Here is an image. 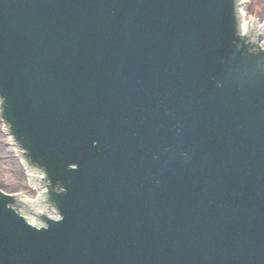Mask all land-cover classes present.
I'll return each instance as SVG.
<instances>
[{"label": "water", "instance_id": "95a60500", "mask_svg": "<svg viewBox=\"0 0 264 264\" xmlns=\"http://www.w3.org/2000/svg\"><path fill=\"white\" fill-rule=\"evenodd\" d=\"M243 5L0 0V116L43 194L0 189V264H264Z\"/></svg>", "mask_w": 264, "mask_h": 264}, {"label": "rangeland", "instance_id": "374dc122", "mask_svg": "<svg viewBox=\"0 0 264 264\" xmlns=\"http://www.w3.org/2000/svg\"><path fill=\"white\" fill-rule=\"evenodd\" d=\"M243 13L246 21L254 19L260 23L264 20V0H245ZM4 129L5 124L0 116V189L6 193L22 192L33 199L40 190L31 184L27 169Z\"/></svg>", "mask_w": 264, "mask_h": 264}, {"label": "bare ground", "instance_id": "6f19581e", "mask_svg": "<svg viewBox=\"0 0 264 264\" xmlns=\"http://www.w3.org/2000/svg\"><path fill=\"white\" fill-rule=\"evenodd\" d=\"M4 132L6 133V129H4ZM23 165L27 169L28 176L30 178L31 184L33 183V185L40 190L38 196L35 197V198H33V199L32 198H29L26 194L22 193L23 196H24V199H25V201H28L31 204H38V205H40V203H42V200L41 199L43 198V194H42L41 189L38 186V183H37L36 179L35 178H32V176H33V174H39V175H42V174L40 172H38L36 169L28 167V165L26 164V162L24 161V159H23Z\"/></svg>", "mask_w": 264, "mask_h": 264}]
</instances>
